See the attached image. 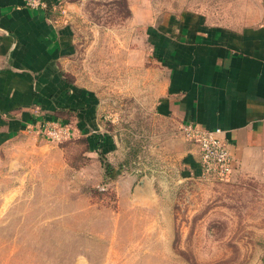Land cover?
Masks as SVG:
<instances>
[{"label":"rangeland","instance_id":"obj_1","mask_svg":"<svg viewBox=\"0 0 264 264\" xmlns=\"http://www.w3.org/2000/svg\"><path fill=\"white\" fill-rule=\"evenodd\" d=\"M262 1L47 6L65 31V74L98 106L94 130L76 135L67 125L57 141L30 128L0 148V264L259 262L264 196L233 173L198 174L186 162L196 143L159 103L164 50L187 18L239 27L258 18Z\"/></svg>","mask_w":264,"mask_h":264},{"label":"crops","instance_id":"obj_2","mask_svg":"<svg viewBox=\"0 0 264 264\" xmlns=\"http://www.w3.org/2000/svg\"><path fill=\"white\" fill-rule=\"evenodd\" d=\"M172 35L159 107L184 127L221 130L234 160L233 182L264 196V0L251 23L187 18ZM64 36L50 8L0 0V148L44 123L69 125L76 135L94 130L98 106L65 74ZM186 162L202 174L196 146ZM257 264H264V253Z\"/></svg>","mask_w":264,"mask_h":264},{"label":"built area","instance_id":"obj_3","mask_svg":"<svg viewBox=\"0 0 264 264\" xmlns=\"http://www.w3.org/2000/svg\"><path fill=\"white\" fill-rule=\"evenodd\" d=\"M27 4L39 8L47 7L41 0H27ZM43 128L48 129L45 130L47 135L57 141H60L61 137L65 139L70 135V128L59 122L44 123L40 129ZM185 131L197 145L202 176L220 181L228 180L234 170V160L227 142L221 136L222 131L219 129L216 131L200 130L193 125L186 126Z\"/></svg>","mask_w":264,"mask_h":264},{"label":"trees","instance_id":"obj_4","mask_svg":"<svg viewBox=\"0 0 264 264\" xmlns=\"http://www.w3.org/2000/svg\"><path fill=\"white\" fill-rule=\"evenodd\" d=\"M42 2H44L46 4V6H51L53 4V0H41Z\"/></svg>","mask_w":264,"mask_h":264}]
</instances>
